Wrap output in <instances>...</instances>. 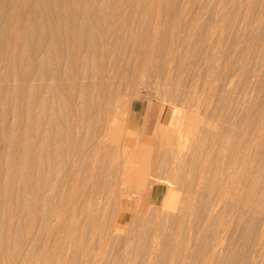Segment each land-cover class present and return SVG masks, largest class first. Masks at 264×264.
<instances>
[{
    "label": "rangeland",
    "instance_id": "1",
    "mask_svg": "<svg viewBox=\"0 0 264 264\" xmlns=\"http://www.w3.org/2000/svg\"><path fill=\"white\" fill-rule=\"evenodd\" d=\"M53 1V16L59 17L55 23L64 30L76 24L92 36L83 39L91 53L89 64L76 66L63 58L56 67L61 78H52V66L41 70L35 63L41 42L56 52L68 49L67 40H52L45 23L38 28L28 23L32 10L41 8L40 0H0V264H253L251 255L264 228V0L46 4ZM35 18L42 20L44 14ZM157 19L162 25L154 29ZM15 43L19 49L12 48ZM15 49L17 64L9 60ZM147 49L151 57L141 70ZM103 64L117 68L111 70L118 76L109 90L110 105L102 108L94 96H85L98 81L87 70ZM210 64L215 67L212 86L204 78ZM73 69L85 75L74 77ZM42 72L44 81L37 78ZM228 78L231 86L223 87ZM75 79L87 88L72 92L81 96V126L71 134L63 115L72 114L66 86ZM38 82L63 87L57 88L54 101L64 120L52 127L47 147H41L47 124L34 121L40 111ZM113 126L119 127L117 140L110 135ZM53 130L56 136L61 133L59 143ZM219 131L222 145L212 140ZM181 139H187L182 149L175 145ZM238 146L248 160L257 157L262 169L254 188L259 198L253 197L243 216L236 203L241 178L229 180L226 171L231 150ZM143 153L149 154V165L140 163ZM125 165L135 173L126 172ZM153 186L164 193L157 204L149 201ZM216 238L222 247L214 260Z\"/></svg>",
    "mask_w": 264,
    "mask_h": 264
},
{
    "label": "bare ground",
    "instance_id": "2",
    "mask_svg": "<svg viewBox=\"0 0 264 264\" xmlns=\"http://www.w3.org/2000/svg\"><path fill=\"white\" fill-rule=\"evenodd\" d=\"M65 1V0H64ZM50 2H52V0H40V4L42 5L41 6V8L39 7V9H35V10H32V12H31V18L29 19L30 21H28V23L30 22V25L32 26V28H38L40 25L42 26L44 23H45V25H46V27L49 29V32L51 33V36H52V40H54L55 42H57V43H62V42H65L66 40V42H67V44H68V46H67V50L66 51H64V52H66L65 54L66 55H64V52L63 51H58V52H56L55 51V49L53 50V51H55L54 53L52 52V50L51 49H49L48 47H50V44H49V46L48 47H46V44H43L42 42H41V40H40V46H39V50H36L35 52L37 53V52H39V54H40V58H35V60H37V62H35L36 64L38 63V66H39V68H41V70H43L45 67L47 68L48 66L49 67H53V71H50V72H52V74H53V77H52V75H51V77L52 78H61L62 77V75L63 74H61V73H63L62 71H61V73L58 71V68H56V67H58V66H60V64L62 63V60H64V59H66V57H68L69 58V60H71L76 66H78V65H80L81 63L82 64H89L88 63V61H89V59H90V50H88L89 48H88V46H87V44H85L84 43V40L83 39H86V38H88L89 37V39H88V41L92 38V36H91V38H90V35H89V33L90 32H86L85 30H83L82 29V27L81 26H78V25H71V26H69V27H66V29L64 30V29H62L61 28V26L58 24V23H55L56 22V19H58L57 17H54L53 15L54 14H56L57 13V10H56V8H57V5H54L55 4V1H53V3L51 4V6H49L48 4H46V3H50ZM37 3V2H36ZM64 3V2H63ZM63 3H61V4H63ZM70 4H71V2H70ZM65 5V4H64ZM65 8H66V6H65ZM72 8V7H71ZM83 9V8H82ZM62 10V9H61ZM65 10V9H64ZM82 11V10H81ZM80 11V12H81ZM56 12V13H55ZM136 12V11H135ZM37 14H41V15H43L44 14V18L42 19V20H38V21H36V16H37ZM46 15H50V16H53L55 19L54 20H52V22H50L48 19H46L45 17H47ZM5 16V15H4ZM26 17V16H25ZM55 21V22H54ZM78 21V20H77ZM82 21V20H81ZM57 22H58V20H57ZM75 23H77V22H75ZM213 23V22H212ZM62 24H64V23H62ZM154 25H153V27H154V29H159L160 27H161V25H162V21H161V19H157L156 21L154 20V23H153ZM68 25V24H67ZM9 26V25H8ZM18 26V25H17ZM85 26V25H84ZM143 26V25H142ZM94 27V26H93ZM44 28V27H43ZM110 28H112V27H110ZM242 28V27H241ZM16 29V39H17V37H18V34L17 33H19V31H17V28H15ZM91 29V28H90ZM146 29V28H145ZM40 30H41V27H40ZM38 31H39V29H38ZM96 31V30H95ZM127 31V30H126ZM131 31V30H130ZM42 32H43V30H42ZM93 32V31H92ZM104 32V31H103ZM21 34V33H20ZM19 34V35H20ZM154 34V33H153ZM103 35V34H102ZM174 35V34H173ZM156 36V35H155ZM130 37V36H129ZM179 37V36H178ZM94 38V37H93ZM105 38V37H104ZM103 38V39H104ZM15 39V40H16ZM18 39H20L19 37H18ZM150 39V38H149ZM157 39V38H156ZM21 40V39H20ZM51 40V39H50ZM51 40V41H52ZM87 40V39H86ZM100 40V39H99ZM188 40V39H187ZM48 41V40H47ZM106 41V40H105ZM65 42V43H66ZM91 42V41H90ZM148 43L150 42L149 40L147 41ZM153 42H154V40H153ZM182 42V41H181ZM50 43V42H49ZM105 43V42H104ZM164 43V42H163ZM17 43H15L14 44V46L12 47V48H14V47H17L18 49H19V47H18V45H16ZM86 46H85V45ZM107 44V43H106ZM150 44H154V43H150ZM149 44V45H150ZM48 45V44H47ZM56 45V44H55ZM149 45H147L148 47H149ZM156 45V44H155ZM159 45V44H158ZM157 45V46H158ZM57 46V45H56ZM61 46H63V45H61ZM96 46V45H95ZM144 46V45H143ZM142 46V47H143ZM146 46V47H147ZM102 47V46H101ZM108 47V46H107ZM147 47V48H148ZM173 47V46H172ZM112 48V47H111ZM140 48V47H139ZM161 48V47H160ZM18 49H15V51L16 52H14V53H12V55L10 54V57H9V60H12L13 59V61H14V63H18V59L20 58V57H18L17 55L19 54V51H18ZM35 49V48H34ZM38 49V48H37ZM91 49V48H90ZM101 49V48H100ZM110 49V48H109ZM146 49V48H145ZM154 49V48H153ZM172 49V48H171ZM102 50V49H101ZM103 50H105L104 48H103ZM107 50V49H106ZM111 50V49H110ZM109 50V51H110ZM13 51V50H12ZM137 51H138V49H137ZM144 51V50H143ZM148 49H147V53L144 55L143 54V58L141 59V61L139 62V69L141 68V70L142 69H147V66H148V63H149V60H150V54H148ZM152 51V50H151ZM157 51V50H156ZM107 52V51H106ZM146 52V51H145ZM17 55H16V54ZM118 53V52H117ZM166 53V52H165ZM211 53V52H210ZM15 54V55H14ZM95 54V53H94ZM106 55V54H105ZM19 56H20V54H19ZM107 56V55H106ZM108 56L110 57V54H108ZM111 56H113V55H111ZM165 56H166V54H165ZM175 56V55H174ZM36 57V56H35ZM92 57V56H91ZM117 57H118V55H117ZM64 58V59H63ZM113 58V57H112ZM123 58V57H122ZM127 58V57H126ZM130 58V57H129ZM153 58V57H152ZM212 58V57H211ZM103 59H105V58H103ZM110 59V58H109ZM118 59V58H117ZM67 60V59H66ZM101 60V59H100ZM123 60V59H122ZM140 60V59H139ZM7 61V60H6ZM107 62H108V59L106 60ZM173 61V60H172ZM172 61H171V65H172ZM68 62V61H67ZM110 62V61H109ZM114 62V61H113ZM137 62V61H136ZM9 63H10V61H9ZM64 63H66L65 61H64ZM70 63V62H69ZM106 63V62H105ZM123 63H124V60H123ZM111 64H112V66H113V63H112V61H111ZM111 64L107 67L106 66V64H105V66H104V64H103V66H101V68L100 69H96L94 72H92V70H90L89 71V69L87 70L88 71V73L87 74H89V76H91L92 78H93V80L94 79H98V81H93V83L92 82H89V84H87V85H90V83H92L91 85H92V87H93V90H92V87H91V91H88V90H90V89H87V94H86V98H91V96L93 97H95L96 99H97V103H99L101 106H102V108L103 107H107L108 105H110L109 104V99H110V97H109V90L111 91V89H110V87H111V85H113L112 84V81L114 80V78L116 77V76H118V72L116 73L114 70H111V69H113V68H115V67H110L111 66ZM151 64V63H150ZM175 64V63H174ZM168 65H170V64H168ZM175 65H177V64H175ZM180 65V64H179ZM234 65V64H233ZM76 66H72V68H74V67H76ZM137 66V65H136ZM173 66V65H172ZM205 66V65H204ZM209 66V65H208ZM109 67H110V70H109ZM126 67V66H125ZM138 67V66H137ZM137 67H135V68H137ZM167 67V66H166ZM81 68V67H80ZM120 68V67H119ZM197 68V67H196ZM202 68H203V66H202ZM215 68V67H214ZM214 68H213V66H211V64H210V66H209V69H208V67H206V69H208L207 70V76L206 77H204V78H206V84L208 85H211L212 84V79H213V75H214ZM218 68V67H217ZM243 68V67H242ZM77 69V68H76ZM76 69H73L74 71H76ZM130 69H131V67H130ZM138 69V68H137ZM150 69V68H149ZM179 69V68H178ZM204 69H205V67H204ZM203 69V70H204ZM46 70H48V69H46ZM78 70V69H77ZM82 70V69H81ZM115 70L117 71L118 69L117 68H115ZM74 71H72L71 70V72L73 73ZM135 71V70H134ZM201 71V70H200ZM200 71H199V73H200ZM206 71V70H205ZM204 71V72H205ZM65 73H66V71H64ZM78 72H80V71H76L75 73H74V77L76 76V77H82V76H84L85 75V73H83L82 75L81 74H79ZM84 72V71H83ZM44 72H42L41 74L40 73H38L39 74V76L37 77L38 79H40V80H43L44 81V79H45V73L43 74ZM198 73V72H197ZM67 74V73H66ZM65 74V75H66ZM167 74V73H166ZM261 74V73H260ZM25 75V74H24ZM68 76H69V78L72 76V74L71 75H69V74H67ZM68 76H66V77H68ZM149 76V75H148ZM241 76V75H240ZM63 77H64V75H63ZM73 77V76H72ZM197 77V76H196ZM226 77V76H225ZM35 78V77H34ZM167 78V77H166ZM67 79V78H66ZM73 79V78H72ZM78 79V78H77ZM200 79V78H199ZM229 79V78H228ZM40 80H37V81H40ZM49 80V79H48ZM64 80V79H63ZM62 80V81H63ZM68 80V79H67ZM82 80V79H81ZM80 80V81H81ZM90 80V79H89ZM92 80V79H91ZM50 81V80H49ZM80 81H78V80H73V81H71V83L69 82V81H67V82H69L70 84L68 85V86H66V88H67V90H68V93H69V98L71 99L70 100V103L68 104V105H66V107L68 106H71V113L72 114H66V115H63V116H66V120H65V122H67V126H68V129H69V132L71 133H73V131L74 130H76V132H79V131H77V129H78V127H80L81 125H80V109H81V104H80V97L81 96H78V97H75V94H73L72 92H73V90H77V89H79L80 88V90L82 89V87H85L86 85V82H83V84H82V82L80 83ZM226 82L223 84V87H228V84L230 85V82H231V80L229 79L228 81L227 80H225ZM52 82V81H51ZM59 82V81H58ZM67 82H65V83H67ZM169 82V81H168ZM47 84H45V83H37V85H36V89H37V95H38V104H39V109H40V111H39V113L37 114V116H36V114L34 115V117H36L35 118V123L36 124H38L39 126H42V124H47V126H45V127H43V128H45V131H46V129H47V132H45L43 129V131H41V133H42V135H46L47 134V137H45V139H44V145H43V143H42V146L41 147H43V146H49V142H50V140H51V136H52V127L54 126V125H61V120L60 119H62V120H64L63 119V117L61 118L60 116V114H59V111H58V109H57V105L58 104H56V102L57 101H54V99H56L57 97H56V94H57V92H56V90H57V88L59 87H61V85H60V83L57 85V83H54V84H52V83H50V84H48L47 86H46ZM208 85V86H209ZM46 86V87H45ZM63 86H64V84H63ZM212 86V85H211ZM231 86V85H230ZM113 87V86H112ZM111 87V88H112ZM46 88V89H45ZM58 88V89H59ZM63 87H61L60 88V90L62 89ZM65 88V89H66ZM85 88H87V86L85 87ZM89 88V87H88ZM114 88V87H113ZM204 89H205V87H204ZM210 89H212L211 87H210ZM228 89V88H227ZM64 90V89H63ZM85 90V89H84ZM115 90V89H114ZM113 90V91H114ZM226 90V89H225ZM112 91V92H113ZM79 92V91H78ZM211 92V91H210ZM94 93V94H93ZM59 94V93H58ZM58 94H57V96H58ZM239 94V93H238ZM59 97V96H58ZM62 97V96H61ZM112 97H114V95L112 96ZM221 97V96H220ZM85 98V99H86ZM68 99V98H67ZM117 99V98H116ZM58 101H59V99H58ZM85 101V100H84ZM96 102V101H95ZM112 104V103H111ZM65 105V104H64ZM106 105V106H105ZM113 105V104H112ZM63 106H61V108H62ZM100 107V106H99ZM27 108V107H26ZM70 108V107H69ZM108 108H110V107H108ZM63 109V108H62ZM61 109V110H62ZM95 109V108H94ZM94 109H92V110H94ZM60 110V111H61ZM63 111V110H62ZM61 111V112H62ZM70 111H69V113H70ZM100 111V110H99ZM98 111V112H99ZM60 112V113H61ZM105 112V111H104ZM104 112L102 113V114H104ZM107 112V111H106ZM109 112V111H108ZM94 113V112H93ZM25 114H26V112H25ZM61 114H63V113H61ZM98 114V113H97ZM107 114V113H106ZM106 114H105V116H106ZM110 114V113H109ZM93 115H95V114H93ZM26 116V115H25ZM33 117V118H34ZM97 117V116H96ZM95 117V118H96ZM99 117H102V119H104L103 117L104 116H100L99 115ZM107 117V116H106ZM105 117V119L107 120V118ZM100 119V118H99ZM101 119V120H102ZM116 119H117V116H116ZM29 120V119H28ZM92 120V119H91ZM105 120V121H106ZM194 121H197V122H199L200 121V119L199 118H197L196 120L194 119ZM194 121H190V127H189V129H190V131H192V128L194 127V125H193V123H194ZM63 122V121H62ZM118 122V121H117ZM115 123V122H114ZM196 123V122H195ZM25 124V123H24ZM197 124V123H196ZM261 124V123H260ZM58 125V126H59ZM106 125V124H105ZM66 126V127H67ZM115 126H117V125H115ZM210 126V125H209ZM217 126V125H216ZM46 127H48V128H46ZM114 127V126H113ZM213 127V126H212ZM218 127V126H217ZM230 127V126H229ZM118 128L119 127H114V128H112V129H110V131H111V138H113V139H116L117 137H118ZM210 128H211V126H210ZM213 128H215V127H213ZM211 129V130H214V129ZM218 129V128H217ZM256 129V128H255ZM14 130V129H13ZM58 130H60V128L58 129ZM105 130V129H104ZM159 130V129H158ZM157 130V131H158ZM161 130H162V128H161ZM254 130V129H253ZM257 130V129H256ZM188 131V130H187ZM215 131H216V129H215ZM218 131V130H217ZM53 132H54V130H53ZM67 132V131H66ZM69 132H67L68 134H66L67 136L69 135ZM75 132V133H76ZM105 132V131H104ZM103 132V133H104ZM40 132L38 133V135H40L41 134ZM56 133H58V132H56ZM71 133V134H72ZM106 133V132H105ZM255 132L253 131V134H254ZM54 134H55V132H54ZM77 134V133H76ZM235 134V133H234ZM252 134V133H251ZM252 134V135H253ZM258 134V133H257ZM260 134V133H259ZM60 135H61V133H60ZM59 135V133H58V135L57 136H60ZM103 135H105V134H103ZM106 135H108V134H106ZM57 136H56V134H55V136L53 135V137L55 138L56 137V139H57ZM109 136V135H108ZM173 136V135H172ZM172 136H171V138H169V142H171L172 141V143H173V138H172ZM186 136H188V135H186ZM74 137H76L75 136V134H74ZM110 137V136H109ZM157 137V136H156ZM159 137V136H158ZM170 137V136H169ZM189 137V136H188ZM223 137H224V134H222L221 133V131H219V132H217V134H215V136H213V139L212 140H215V142H216V144L217 145H222V143H224L225 141V138L223 139ZM261 137V136H260ZM155 138V137H154ZM161 138V137H160ZM159 138V139H160ZM244 138V137H243ZM242 138V139H243ZM245 138H247V137H245ZM250 138V137H249ZM252 138V137H251ZM58 139H60V138H58ZM56 140V141H58V143H59V140ZM104 139V138H103ZM158 139V140H159ZM168 139V138H167ZM188 139V138H187ZM187 139H185V140H187ZM261 139H263V138H261ZM72 140V139H71ZM117 140V139H116ZM157 140V139H156ZM171 140V141H170ZM185 140L184 139H181V140H179L178 141V143H176L175 145L177 146L178 144H179V146L181 147V149H182V147L186 144H184V142H185ZM251 140V139H250ZM250 140H248L247 142H249ZM55 140L54 139H52V141L51 142H54ZM60 141H62V139H60ZM234 141V140H233ZM241 141V140H240ZM239 141V142H240ZM252 141V140H251ZM168 142V141H167ZM166 142V143H167ZM168 142V143H169ZM174 142H176L175 140H174ZM238 142V143H239ZM246 142V143H247ZM57 142L55 143L56 145L58 144ZM241 143V142H240ZM250 143V142H249ZM248 143V144H249ZM255 143V142H254ZM259 143H260V141H259ZM258 143V144H259ZM54 144V143H53ZM87 144V143H86ZM52 145V144H51ZM174 145V146H175ZM216 145V146H217ZM236 145V144H235ZM239 145V144H238ZM244 145V144H243ZM256 145V144H255ZM39 146H40V144H39ZM248 146V145H247ZM253 146V145H252ZM252 146H251V148H252ZM260 145H258V147H259ZM45 147V148H46ZM51 147H53V146H51ZM56 148H57V146H55ZM55 147H53L54 149H55ZM109 147V146H108ZM196 147H197V145H196ZM218 147V146H217ZM220 147V146H219ZM218 147V148H219ZM232 147V146H231ZM231 147H229V148H231ZM249 147V146H248ZM254 147V146H253ZM65 148H66V146H65ZM177 148H179V147H177ZM195 148V147H194ZM213 148V147H212ZM245 148V145H244V147H243V149ZM250 148V149H251ZM47 149V148H46ZM45 149V150H46ZM54 149H52V150H54ZM180 149V148H179ZM231 149H233V148H231ZM246 149V148H245ZM244 149V150H245ZM99 150V149H98ZM178 150V149H177ZM255 150V149H254ZM181 151H183V154H184V150H181ZM186 151V150H185ZM246 151V150H245ZM258 151H259V149H258ZM49 152V151H48ZM140 152V151H139ZM204 152V151H203ZM231 157H229L230 159L228 160V164H227V169H226V171H229L230 172V174H228L229 175V180H232L231 178H233V177H239V178H241L240 180H239V182H241V187H240V192H239V194L237 195V198H236V200H237V207L239 208V210H238V212H239V214L241 215V216H243V213H244V209H249L248 207H249V205L251 206V201H253V197H256L257 196V189H254V188H256V186L259 184V182H260V178H261V172H262V169H261V166H260V164L256 161L257 160V157H254V155H253V157L254 158H256V160H254V159H247V158H245L243 155H242V153L244 154V151L242 150L241 151V146L239 147H236V149L234 150H231ZM247 152V151H246ZM250 152V151H249ZM24 153V152H23ZM53 153V152H52ZM180 153H182V152H180ZM248 153V152H247ZM255 153H257V152H255ZM254 153V154H255ZM54 154V153H53ZM196 154V153H195ZM205 154V153H204ZM208 154V153H207ZM259 154V153H258ZM41 155V154H40ZM46 155V154H45ZM198 155V154H197ZM83 156V155H82ZM138 156V155H137ZM141 156H143V157H141V162L140 163H142L144 166L145 165H149L150 164V157H149V154L148 153H143V155H141ZM194 156V155H193ZM248 156V158H249V155L247 154L246 155V157ZM53 157H55V156H53ZM79 158L81 157V156H78ZM106 157V156H105ZM184 157V156H183ZM189 157V156H188ZM195 157V156H194ZM251 157V156H250ZM262 157V156H261ZM39 158V157H38ZM252 158V157H251ZM131 159V158H130ZM191 159H193V158H191ZM195 159V158H194ZM28 160V159H27ZM133 160V162H135V163H138V161H139V159L137 158V159H132ZM199 160V159H198ZM198 160H196L198 163H199V161ZM203 160V159H202ZM80 161V160H79ZM201 161V160H200ZM48 162V161H47ZM132 162V163H133ZM203 163V162H202ZM217 163V162H216ZM142 164H140V165H142ZM207 164V163H206ZM206 164H204L205 166H206ZM226 164V163H225ZM128 165V164H127ZM127 165H125L126 167H127V170H126V167L124 166L123 168H125L124 170H126V172H128V170L129 171H131V172H129L130 174L131 173H133L134 171L131 169V167H130V169H128V166ZM138 165V164H137ZM264 165V164H263ZM80 166V165H79ZM78 166V167H79ZM136 166V165H135ZM138 167V166H137ZM80 168V167H79ZM198 168H201V167H198ZM205 168V167H204ZM203 168V169H204ZM202 169V170H203ZM208 169V168H207ZM172 170V169H171ZM201 170V171H202ZM133 171V172H132ZM205 171V170H204ZM214 171V170H213ZM264 171V170H263ZM21 172V171H20ZM125 172V171H124ZM123 172V174H126V175H128L127 177H129V173L127 174V173H124ZM190 172V171H189ZM210 172V171H209ZM74 173V172H73ZM135 173V172H134ZM219 173V172H218ZM77 174H78V172H77ZM76 174V175H77ZM136 174H137V172H136ZM135 174V175H136ZM140 174V173H139ZM208 175V174H207ZM216 175V174H215ZM75 176V175H74ZM131 176V175H130ZM134 176V175H133ZM132 176V177H133ZM137 176H138V174H137ZM140 176V178H141V176H142V178H143V175L141 174V175H139ZM145 176V175H144ZM219 176V175H218ZM145 177H147V175L145 176ZM145 177L142 179L145 183L147 182L146 180H147V178L145 179ZM135 178H136V176H135ZM201 178H202V180H203V177L201 176ZM66 179V178H65ZM213 179V178H212ZM263 179V178H262ZM140 180V179H139ZM139 180L137 181L139 184L140 183H142L143 184V182H139ZM141 180V181H142ZM226 180H228V179H226ZM228 180V181H229ZM152 181V180H151ZM158 181V180H157ZM159 181H161V179L159 180ZM162 181H163V179H162ZM207 181V180H206ZM236 181V180H235ZM235 181H233V183L235 182ZM224 182V181H223ZM232 182V181H231ZM230 182V183H231ZM238 182V183H239ZM264 182V181H263ZM148 183V182H147ZM226 183V182H225ZM224 183V184H225ZM237 183V182H236ZM235 183V184H236ZM141 184V185H142ZM212 184V183H211ZM261 184V183H260ZM121 185V184H120ZM149 185V184H148ZM203 185V184H202ZM234 185V184H233ZM239 185V184H238ZM144 186V185H143ZM236 186V185H235ZM240 186V185H239ZM260 186V185H259ZM74 187V186H73ZM151 187V186H150ZM229 187H232V186H229ZM234 187V186H233ZM238 187V186H237ZM261 187V186H260ZM224 188H226V187H224ZM257 188H258V186H257ZM110 189V188H109ZM149 190H150V188H149ZM226 190H227V188H226ZM236 190H238V189H236ZM76 191V190H75ZM228 191V190H227ZM226 191V193H228ZM235 191V190H234ZM234 191H232V192H234ZM231 192V191H230ZM130 193V192H129ZM235 193V192H234ZM229 194V193H228ZM236 194H237V191H236ZM262 194H264V193H262ZM119 195V194H118ZM234 195V194H233ZM233 195H232V197H233ZM261 195V194H260ZM129 196V195H128ZM230 196V195H229ZM236 196V195H235ZM264 196V195H263ZM263 196H262V198H263ZM97 197V196H96ZM231 197V198H232ZM258 197V196H257ZM261 197V196H260ZM234 198V197H233ZM259 198V197H258ZM94 201V200H93ZM256 201V200H255ZM115 205V204H114ZM85 206V205H84ZM184 206V205H183ZM187 208V207H186ZM104 209H105V207H104ZM237 211V210H236ZM11 213V212H10ZM14 214V212L12 211V214H11V216H14L13 215ZM73 217V216H72ZM75 217V216H74ZM10 218V217H9ZM8 218V219H9ZM72 219V218H71ZM118 219V218H117ZM121 219V218H120ZM208 219V218H207ZM211 220V219H210ZM213 220V219H212ZM208 221V220H207ZM207 221H205V222H207ZM204 222V223H205ZM118 223V222H117ZM120 223V222H119ZM208 223V222H207ZM70 229V228H69ZM10 230V229H9ZM218 235H216V237H217ZM220 237V236H219ZM222 238V237H221ZM220 238V239H221ZM217 239V238H216ZM218 240V239H217ZM222 241H217V243H216V245L214 246V248H213V250H212V258L215 260V259H218V258H214L213 256H218L217 255V253L219 252L218 251V249L220 250V247H222L221 246V243ZM155 246V245H154ZM63 247V246H62ZM12 249V248H11ZM156 249V248H155ZM152 250V249H151ZM218 251V252H217ZM210 254H211V252H209ZM263 255H264V228L262 229V232H261V234L259 235V237H258V239H257V241H256V244H255V247H254V252H253V255H251L252 256V262L251 263H253V264H262L263 263ZM211 258V257H210ZM205 260V259H204ZM211 263V262H210ZM215 262H213V264H214Z\"/></svg>",
    "mask_w": 264,
    "mask_h": 264
},
{
    "label": "crops",
    "instance_id": "3",
    "mask_svg": "<svg viewBox=\"0 0 264 264\" xmlns=\"http://www.w3.org/2000/svg\"><path fill=\"white\" fill-rule=\"evenodd\" d=\"M133 105H134V102H132L130 106L131 110L133 108ZM134 116L135 115H133V118ZM163 196H164V193L162 192V188L159 186H153L149 194V201L153 204H157L161 202V200L163 199Z\"/></svg>",
    "mask_w": 264,
    "mask_h": 264
}]
</instances>
